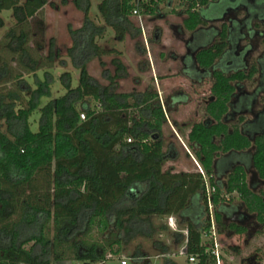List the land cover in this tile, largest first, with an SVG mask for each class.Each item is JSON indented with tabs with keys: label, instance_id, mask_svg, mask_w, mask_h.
I'll list each match as a JSON object with an SVG mask.
<instances>
[{
	"label": "trees",
	"instance_id": "16d2710c",
	"mask_svg": "<svg viewBox=\"0 0 264 264\" xmlns=\"http://www.w3.org/2000/svg\"><path fill=\"white\" fill-rule=\"evenodd\" d=\"M172 1L102 0L98 11L122 41L130 33L133 12L159 15V4L171 6ZM215 1L184 0L178 12L184 14L183 28L191 34L203 31L210 38L194 56L200 69L211 70L210 97L204 119L192 123L187 135L214 188L208 196L203 176L163 170L169 160L162 141L166 113L157 91L147 86L140 93L116 92V80L126 76V66L118 58L119 51L95 42L102 27L85 20L80 29L70 30L74 45L67 53L78 70L77 85H72L70 72H62L64 94L39 108L41 98L51 96L53 74L45 68H52L58 59L52 38L46 54L42 51V12L52 0H0V13L9 10L14 20L0 38V264L104 263L108 253L118 252L113 246L129 239L133 227L150 226L152 217H181L193 196L204 206L205 216L185 223V253L198 257L200 264L208 258L202 238L212 231L209 203L218 233L226 228L216 207L233 194L263 223L264 188L250 187L240 164L219 184L215 168L220 156L252 147L253 168L264 179V132L251 141L238 124L223 120L237 89L252 86L258 77L259 86L252 95L264 92V65L259 68L252 58L236 71L213 66L228 55L226 62L233 67L236 57L229 56L233 49L228 15L246 8L248 18L255 19L253 28L263 31L264 1L252 8L240 6L222 17ZM73 2L86 16L90 1ZM234 25L237 28V22ZM4 26L0 17V29ZM259 42L264 44V34ZM106 55H115L111 59L114 72L100 86L86 65L90 58H98L103 65L101 58ZM41 70L43 79L37 75ZM26 75L34 77V87ZM90 100L98 106L92 107ZM37 108L38 130L33 132L29 119ZM133 108L138 109L136 115L129 111ZM260 118L263 122L264 114ZM229 228L235 233L244 230ZM139 255L134 252L132 261ZM164 264L177 263L165 259Z\"/></svg>",
	"mask_w": 264,
	"mask_h": 264
},
{
	"label": "rangeland",
	"instance_id": "374dc122",
	"mask_svg": "<svg viewBox=\"0 0 264 264\" xmlns=\"http://www.w3.org/2000/svg\"><path fill=\"white\" fill-rule=\"evenodd\" d=\"M89 1L90 6L86 16L83 10L78 9L75 6L73 0H52L51 4H47L43 9L42 16L44 24L42 31V51L46 54L48 42L50 38H52L54 48L58 54V59L55 60L52 68H45L53 74V81L50 85L51 96L42 97L39 108L50 99L57 98L64 94L65 91L59 80V76L62 72H70L72 75V85H77L78 70L72 64L67 53V50L74 45L70 30L76 31L80 29L83 26L84 21L88 20L94 26L102 27L101 34L94 37L98 46L106 49L115 48L120 51L118 58L126 66V76L116 80V92L131 93L134 91L140 93L143 92L147 86H152L157 91L159 97L157 87L151 84L153 83L154 78H152L150 70L153 71L152 68L154 67L157 76L162 75L166 78H172L173 76L184 75L186 77V80L180 77L175 81L176 84L183 85L177 89L187 92L190 96V101L192 102L190 107H181L179 108L178 113L175 114L167 111L168 118L173 126V121L177 118L180 119L179 123L181 119L182 123H186L183 126L178 124V127H176L177 130H179L178 128H181L180 132L184 137V132L187 130V126L204 119V107L210 97L211 87L209 71L201 73L197 72L193 66H189L186 70L189 74L187 75V73H183L181 70L182 65L180 63V58L186 53V41L191 37V33L183 28L184 14L178 13L184 8V5L181 4L184 0H173L171 6H166V4L160 3L158 6L160 9L159 15L139 14V12H133L130 16V21L132 23V27L129 28L130 33L126 34L122 41L117 38L114 30L105 24L104 19L98 11V4L102 0ZM214 4L217 6V9H219V17H222L225 14H230L231 10L240 6L252 8L248 2L242 0H217ZM0 17H2L5 22V26L0 29V38H2L4 32L14 24V20L11 11L9 10L2 11ZM196 34L194 36H196ZM238 37V29L235 27V30L232 31V35L230 36V41L232 43L231 48L233 50L230 51L229 56H232ZM156 38H158V41H155ZM205 39H207V36ZM206 45V42L201 44L197 42L189 44L193 49L198 46L205 47ZM139 47L143 48V55H139ZM261 50L262 48L252 53L253 59H256V57L262 52ZM114 56L115 55L103 56L101 58L103 65L100 64L98 58H90L87 62L86 66L89 73L100 86L106 85L108 83V80L106 79L107 74L111 75L114 72V67L111 64V59ZM227 59L228 55H226V59L217 61L214 64L213 69H220L225 72L240 69L238 66L232 67L228 65L226 63ZM141 64L143 65L142 67L140 66ZM37 75L40 79H43L44 77L42 70L39 71ZM187 76L204 78L201 79L200 84L195 85L191 78ZM26 79L32 87L35 86L34 77L26 75ZM257 80L258 77L254 79L252 86H247L246 89L251 90L255 88ZM177 96L180 98L183 97V95ZM130 102H132V100H130ZM164 103L166 105V98L164 99ZM171 103L172 101L170 100L169 104L171 105ZM90 104L92 107L94 105L98 106L93 100H90ZM39 108L32 113L29 119L30 129L33 132L38 130ZM191 110L194 111V113L190 114ZM129 111L135 115L138 113L137 108H133ZM197 113L199 114L197 115ZM241 131L244 134L262 133L264 132V123L261 119L248 122L247 125L241 127ZM162 134L163 150L167 153L168 143H172L177 150L176 157L167 160L163 165V170L169 169L173 174L184 173L195 176H203L205 174L202 167L199 168L195 162L191 160L189 154H186L179 140L172 142V130L167 120L162 127ZM184 140L186 141L188 149L194 156L192 149H190L188 145L187 139L185 138ZM231 155L241 158L242 164H245L246 166L249 165V156H247L246 153L231 152ZM168 157L170 156L168 155ZM220 161L221 159L219 160L217 167L218 176L227 166V163L223 164ZM247 178L248 181H250V175H248ZM204 180L207 183V178H204ZM205 186L207 187L206 184ZM197 199V196H193L191 199L192 204H198ZM230 203V208H233L240 203L236 194H234ZM208 209L211 216V223L213 225V208L210 206V203ZM188 211L189 210L183 211V217H152L150 226L144 225L142 227H133L134 230L129 239H127L126 242H122L121 245L113 246V251L118 250V252L108 253L104 263L65 261L63 264H121L122 260H126L128 264H164L165 259H171L177 264H193L188 260V255L185 253L186 233L184 225L188 221L185 216L188 215ZM94 233L95 238H99L100 235H96V232ZM177 235L180 236L177 237ZM202 240L206 247L205 252L208 255L205 264H264V214L262 225H259L251 233L245 231V229L237 234L226 229L221 233H218L216 229L212 227L211 233L203 236ZM136 251H138L140 255L132 261L133 259L131 256ZM248 259H251V261L248 262ZM195 260L194 264H200L198 257H196Z\"/></svg>",
	"mask_w": 264,
	"mask_h": 264
},
{
	"label": "flooded vegetation",
	"instance_id": "af4514ba",
	"mask_svg": "<svg viewBox=\"0 0 264 264\" xmlns=\"http://www.w3.org/2000/svg\"><path fill=\"white\" fill-rule=\"evenodd\" d=\"M197 32H198L197 34L195 33L196 36H194L195 34H191V37L189 38V40L186 41L187 42L186 53L183 56H181V58H180V62L184 63L186 68H188L189 66H193L196 69V67H198V66H196L194 56H195V52L202 48V46H198L197 48L193 49L189 46V44L194 43V42L201 44L204 42L208 43V41H210V38H208V37H207V39H205L206 35L203 31H197ZM252 58H253L252 55L250 57L245 56V57L239 58V59L236 57L234 59L233 66L241 67L243 65H246V64H248V62ZM197 70H196L197 72L209 71L210 72L209 76L211 75V70H203L200 68ZM246 87L247 86H244V88L237 89L234 92V94L231 97V100L229 102L228 112L226 113V115L223 118V120L225 122H229L232 124H238L240 131H241V127H243L244 125H247L248 122L261 119L260 116L262 114H264V100L262 102L260 101L261 97H262L260 94H257L255 96V98L249 104L247 103L246 105L239 106L240 100H244V99L248 100L250 98V96H252V93L254 92V89L247 90ZM257 97H260V98H257ZM240 118H241V122L239 121ZM263 123H264V121H263ZM258 134H261V133L246 134V135L249 137V139H251V141H253L255 136ZM170 147L171 146L168 143L167 155L170 156L169 159H174L177 155V150L175 153L172 154L170 151ZM243 153H246L247 156H249V165L248 166H246L245 164H242L241 158H238L235 156H230L229 158H227V162H226L227 166L225 167V169H223L222 173L219 176L217 175V167L218 166H216V168H215V171H216L215 179L218 181L219 184H222L223 181L221 179H222V176L224 175V173L227 174L234 167V163L238 162L245 168V170L247 171V175H250V181H248L249 186L252 187L254 190H259L261 188H264V179L259 178L257 175V172L253 168L252 147ZM172 155H175V156H172ZM222 156H223L222 158L224 159L228 155H226V156L222 155ZM247 180H248V178H247ZM205 184L208 187H210L208 181H207V183L205 182ZM233 197H234V194H233ZM210 205H211V203H210ZM230 207H231V203H230L229 198H228V200H226V202H224V203H222L216 207L217 211L222 216V220L224 222V227L226 228V230H229L232 233H235L229 228L230 225H234V226L241 227V228L245 229V231L251 233L259 225H262L261 223L258 222L256 214L249 213L247 210L244 209V206L241 203V201L238 205L234 206L233 208H230ZM212 208H213V206H212ZM185 210H189L187 213L188 215H185V216L187 217L188 221H191V222H198L201 219H203V217L205 216V209H204V206L201 205V203H198L196 205L191 203ZM212 212H213V209H212ZM181 216L183 217L182 214H181ZM212 227L215 228L214 224L212 225ZM235 234H237V233H235ZM247 261L249 262V261H251V259H248Z\"/></svg>",
	"mask_w": 264,
	"mask_h": 264
},
{
	"label": "crops",
	"instance_id": "0c3cea01",
	"mask_svg": "<svg viewBox=\"0 0 264 264\" xmlns=\"http://www.w3.org/2000/svg\"><path fill=\"white\" fill-rule=\"evenodd\" d=\"M242 1H245V2H248V4L249 5H251V6H253V5H255V3L257 2V1H259V0H242ZM262 1H264V0H262ZM247 14V11H246V8H241L237 13H232L231 12V14L230 15H228V19H231V20H233L232 21V26H230L231 27V29H230V32H231V35H232V31H234L235 30V27H233V24L234 23H236V20L237 21H239V22H237V28H238V34H242V32H243V26H242V19H244V18H248V16L246 15ZM250 14V13H249ZM251 15V14H250ZM250 18V17H249ZM235 20V21H234ZM255 19H254V17L253 18H250V23H251V25H252V27H253V21H254ZM228 23V22H227ZM235 26V25H234ZM215 29H217V26L215 27ZM195 34V33H194ZM240 36V35H239ZM155 41H158V38H156L155 39ZM237 45V44H236ZM236 45H235V47H234V51H233V55L234 56H237V54H238V52H239V48H236ZM230 47H232V45L230 46ZM261 48V47H260ZM259 48V49H260ZM258 50V49H257ZM262 50L264 51V45H262ZM261 50V51H262ZM118 51V50H117ZM138 53H139V55L140 54H142L143 55V48H138ZM196 51V50H195ZM120 52V51H119ZM233 56V57H234ZM236 58V57H235ZM235 58H232L233 59V62H234V59ZM181 63V65H182V71H183V73H187V75H189L188 74V72L186 71L187 70V68L185 67V65H184V63H182V62H180ZM228 65H229V63L228 62H226ZM141 67L143 66L142 64L140 65ZM196 66H197V64H196ZM232 66V65H231ZM242 67V66H241ZM240 67V69H242ZM155 68V67H154ZM154 68H152L153 69V71H151L150 70V73L152 74L151 76H152V78H154V81H153V83H151L152 85H154V86H156L157 87V89H158V92H159V97L158 98H160V101H161V105H162V107H163V109H164V111H165V113H166V120L168 121V123L170 124V128H171V130H172V142H175V140H179V142H180V144L183 146V148H184V150H185V152H186V154L188 155L189 154V156H190V158H191V160L192 161H194L195 162V164L199 167V168H201V166L198 164V162L196 161V159L194 158V156L192 155V153L190 152V150L188 149V146H187V144H186V141L184 140L185 138L187 139V135H188V132H189V129H190V126H191V124L189 125V126H187L186 128H187V130L184 132V137H183V134L180 132V130H181V128H178L179 130H177V128L176 127H178V124H181L182 126L183 125H185L184 123H182V119H181V121H180V123H179V120L180 119H175V121H173L174 122V126L171 124V122H170V120H169V118H168V115H167V111H169V112H171V113H178V110H179V108H181V107H190V104L192 103L191 101H190V96L188 95V93L187 92H184L183 90H179V89H177V88H179V87H181V86H183V85H179V84H176V79H178V78H180V77H182L184 80H186V77L183 75V76H173L172 78H166V77H163L162 75H159V76H157V74H156V69H154ZM197 69H199V67H196V70ZM198 71V70H197ZM204 71H202L201 73H203ZM155 74V75H154ZM187 77H190L191 78V80H192V82H194L195 83V85H198V84H200V82H201V79L202 78H204V77H195V78H193L192 76H187ZM173 80V81H172ZM171 81V82H170ZM183 82V81H182ZM259 86V83H258V80H257V82H256V85H255V88L256 87H258ZM254 89V88H253ZM263 98H264V92L262 91V92H260L259 93ZM177 95H183V97L182 98H180V97H178ZM259 96V95H258ZM166 98V105H165V103H164V99ZM257 98H260V97H257ZM170 100L172 101V103H171V105L169 104L170 103ZM162 102H163V104H162ZM168 105V106H167ZM171 106V107H170ZM192 113H194V111H192L191 110V113L190 114H192ZM199 113H197V115H198ZM176 120H178V121H176ZM180 125V126H181ZM169 145L171 146L170 147V151H171V153L173 154V153H175L176 152V149H175V147H174V145L172 144V143H169ZM237 153H241V152H237ZM226 155H228V156H226ZM172 156H175V155H172ZM224 156H226L225 157V159H223L222 157L223 156H220L219 158H217V163H216V166H218V162H219V160L220 159H222L220 162L221 163H223V164H225L226 162H227V158H229L230 156H233V155H231V152H229V153H227V154H225ZM240 163H238V162H236V163H234V166L235 165H239ZM241 165V164H240ZM215 175H216V171H215ZM225 175H226V173H224V175L222 176V181H223V179H224V177H225ZM203 176H205V174L203 175ZM205 178V177H204ZM198 203H200L199 201H198Z\"/></svg>",
	"mask_w": 264,
	"mask_h": 264
},
{
	"label": "water",
	"instance_id": "95a60500",
	"mask_svg": "<svg viewBox=\"0 0 264 264\" xmlns=\"http://www.w3.org/2000/svg\"><path fill=\"white\" fill-rule=\"evenodd\" d=\"M246 19V18H245ZM250 20V18H248ZM244 20V19H242ZM264 21V20H262ZM236 22H238L236 20ZM264 23V22H263ZM230 26L232 25V20L229 22ZM242 28H243V32L242 34H239L240 36L238 37L237 41H236V48H239V52L237 54V58H243L245 56H251L252 53H254L257 49H259L260 47L262 48V44H260L259 39L261 36H263L264 34V30H258V29H254L249 22H245L242 23ZM264 45V44H263ZM256 62L259 66V68H262V65H264V51L262 50V52L256 57ZM255 90V88H254ZM254 95L250 96V98L248 100L244 99V100H240L239 102V106H243L246 105L247 103L249 104L253 99H254Z\"/></svg>",
	"mask_w": 264,
	"mask_h": 264
},
{
	"label": "built area",
	"instance_id": "2783aa9c",
	"mask_svg": "<svg viewBox=\"0 0 264 264\" xmlns=\"http://www.w3.org/2000/svg\"><path fill=\"white\" fill-rule=\"evenodd\" d=\"M80 116H81V119L84 118V115H83V114H81ZM127 141L130 142L131 139L128 138ZM212 191H214L213 188H210V187H208V186L206 187L207 195H209ZM226 200H228V197L226 198ZM210 206H211V205H210ZM195 259H196V256H193V255L188 256V260H189L191 263H193V264H194L195 261H196ZM121 264H128V262H127L126 260H122V261H121Z\"/></svg>",
	"mask_w": 264,
	"mask_h": 264
}]
</instances>
